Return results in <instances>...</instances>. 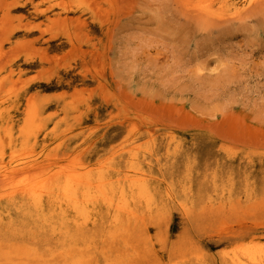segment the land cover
<instances>
[{
    "label": "rangeland",
    "instance_id": "obj_1",
    "mask_svg": "<svg viewBox=\"0 0 264 264\" xmlns=\"http://www.w3.org/2000/svg\"><path fill=\"white\" fill-rule=\"evenodd\" d=\"M0 151L5 187L146 188L133 215L0 188V264H232L264 244V0H0Z\"/></svg>",
    "mask_w": 264,
    "mask_h": 264
},
{
    "label": "bare ground",
    "instance_id": "obj_2",
    "mask_svg": "<svg viewBox=\"0 0 264 264\" xmlns=\"http://www.w3.org/2000/svg\"><path fill=\"white\" fill-rule=\"evenodd\" d=\"M0 156H2L1 151ZM17 167L18 164L12 166L11 171L23 173L24 179L14 181L15 183H11V187H5L7 180L12 175L0 158V188H3L1 195L9 202L18 200L22 203L31 202L33 205H38L43 198L53 199L54 202H57L63 197L69 204L86 206L93 200L101 198L114 210L125 211L128 215H133L131 209L121 205L119 200L114 198V195L120 193V196H137V192L142 194L146 190L137 176H128L125 179L129 182L128 190L123 185L120 188H115L112 176L104 171L103 166L91 169L88 165L74 164L69 167L63 166L56 171H50L42 177L39 174L44 169H37V165ZM29 168L32 170H28ZM230 259L232 264H264V244L256 243L246 247L239 255L231 256Z\"/></svg>",
    "mask_w": 264,
    "mask_h": 264
}]
</instances>
